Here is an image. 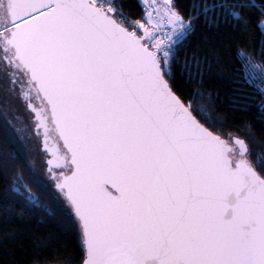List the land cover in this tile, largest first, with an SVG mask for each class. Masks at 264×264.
<instances>
[{
	"label": "snow or ice",
	"instance_id": "snow-or-ice-1",
	"mask_svg": "<svg viewBox=\"0 0 264 264\" xmlns=\"http://www.w3.org/2000/svg\"><path fill=\"white\" fill-rule=\"evenodd\" d=\"M139 3L133 17L123 0H0V76L32 117L30 134L16 131L42 144L63 199L29 157L5 148L9 191L30 209L78 222L81 264H264L255 137L196 106L175 75L201 16L219 11L246 25L257 6L194 0L188 12L177 0ZM261 55L257 63L237 52L248 83H264ZM50 123L63 153L50 145Z\"/></svg>",
	"mask_w": 264,
	"mask_h": 264
},
{
	"label": "trees",
	"instance_id": "trees-1",
	"mask_svg": "<svg viewBox=\"0 0 264 264\" xmlns=\"http://www.w3.org/2000/svg\"><path fill=\"white\" fill-rule=\"evenodd\" d=\"M182 10L191 11L194 0H177ZM198 2V0H197ZM209 6L221 0H204ZM257 7L247 12V24L228 19L217 11L216 18L201 16L185 42L175 69L177 87L224 122L227 130H249L255 158H264V83H248L242 74L237 52H251L257 63L264 52V26L260 24L264 0H245ZM133 17L141 13L139 0H123ZM191 74V80L189 79ZM199 92L201 95L196 96ZM8 155L26 154L9 130L0 111V149ZM27 157V156H26ZM34 167V166H33ZM37 176L50 192L63 199L40 170ZM31 179V177H29ZM0 153V264H81L84 255L78 222L53 218L24 206L10 191ZM34 191H36L34 189ZM42 203L55 207L52 195L37 192ZM69 258H71L69 260Z\"/></svg>",
	"mask_w": 264,
	"mask_h": 264
},
{
	"label": "rangeland",
	"instance_id": "rangeland-1",
	"mask_svg": "<svg viewBox=\"0 0 264 264\" xmlns=\"http://www.w3.org/2000/svg\"><path fill=\"white\" fill-rule=\"evenodd\" d=\"M0 111L14 138L26 156L30 158L31 164L40 170L41 175L54 185L47 172L45 153L42 151L41 143L35 137L31 140H28L26 137L22 138L23 134L16 131L17 127H27L30 134L32 117L24 102L8 90L7 81L2 76H0Z\"/></svg>",
	"mask_w": 264,
	"mask_h": 264
},
{
	"label": "flooded vegetation",
	"instance_id": "flooded-vegetation-1",
	"mask_svg": "<svg viewBox=\"0 0 264 264\" xmlns=\"http://www.w3.org/2000/svg\"><path fill=\"white\" fill-rule=\"evenodd\" d=\"M50 126V133H49V138L51 139L50 141L53 143V144H59V147H60V150L61 152L63 153L65 150L62 146V143L60 142V139H59V136L58 134L56 133L55 131V128L53 127V125L50 123L49 124ZM45 160H46V155H45ZM51 179V178H50ZM51 181H53L51 179ZM54 183V182H53Z\"/></svg>",
	"mask_w": 264,
	"mask_h": 264
},
{
	"label": "water",
	"instance_id": "water-1",
	"mask_svg": "<svg viewBox=\"0 0 264 264\" xmlns=\"http://www.w3.org/2000/svg\"><path fill=\"white\" fill-rule=\"evenodd\" d=\"M29 110V109H28ZM50 127V126H49ZM53 127H54V125H53ZM60 139V138H59ZM51 139L49 138V142H50V145H56V146H58L59 147V144H53L51 141H50ZM60 142L62 143V146H63V142L60 140ZM42 145V144H41ZM60 148V147H59ZM42 151H43V147H42ZM44 152V151H43ZM45 153V152H44ZM45 155H47L46 153H45ZM54 188H55V184H54ZM56 189V188H55ZM56 191H58L57 189H56ZM59 194H61V193H59ZM62 195V194H61Z\"/></svg>",
	"mask_w": 264,
	"mask_h": 264
}]
</instances>
